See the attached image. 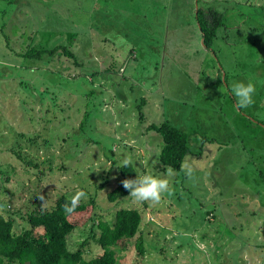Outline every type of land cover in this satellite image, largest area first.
I'll return each instance as SVG.
<instances>
[{
	"label": "rangeland",
	"instance_id": "obj_1",
	"mask_svg": "<svg viewBox=\"0 0 264 264\" xmlns=\"http://www.w3.org/2000/svg\"><path fill=\"white\" fill-rule=\"evenodd\" d=\"M198 9L223 16L209 49ZM27 46L60 48L32 60ZM249 80L238 109L231 85ZM164 122L189 136L191 178L160 168L147 129ZM125 161L171 194L110 202ZM0 172L17 230L61 194L94 201L97 220L68 237L86 260L103 253L95 224L127 208L142 223L118 264H264V0H0Z\"/></svg>",
	"mask_w": 264,
	"mask_h": 264
},
{
	"label": "trees",
	"instance_id": "obj_2",
	"mask_svg": "<svg viewBox=\"0 0 264 264\" xmlns=\"http://www.w3.org/2000/svg\"><path fill=\"white\" fill-rule=\"evenodd\" d=\"M201 15L202 18L200 19ZM197 16L204 36V44L208 49L212 48L218 37L217 32L223 25V16L219 10L213 9H209L207 13L198 9ZM59 48L27 46L20 52L15 51L17 55L25 59L40 60L44 55L53 56ZM64 51L71 58H75L68 48L64 47ZM18 89L16 91L20 92ZM40 93V95L43 94ZM140 114V117H143L142 112ZM147 130L148 132H155L161 137L160 168L166 171L171 167L173 171L181 172V164L192 153L189 136L169 122H164L161 125L152 124ZM119 171V185L109 193L110 202L128 198L130 193L121 182L127 178H135L136 174H139L135 165L130 161H128L127 166L125 164L120 166ZM71 199L68 195L61 194L50 207L29 212L27 223L30 228L25 230L16 229L15 213L8 217L0 213V264H27L28 262L30 264H118L119 251L123 248L122 244L135 238L140 231L142 223L140 211L127 208L120 209L116 212L112 224L104 221L95 224L101 231L95 240L103 253L86 260L84 258L85 248H80L76 252L71 251L68 237L77 228L86 225L89 221L95 222L97 220L96 204L94 201L90 204L80 202L73 213L66 214L64 205L70 204ZM86 245L87 242L82 247ZM136 248L140 255L144 254L142 237L138 239Z\"/></svg>",
	"mask_w": 264,
	"mask_h": 264
},
{
	"label": "clouds",
	"instance_id": "obj_3",
	"mask_svg": "<svg viewBox=\"0 0 264 264\" xmlns=\"http://www.w3.org/2000/svg\"><path fill=\"white\" fill-rule=\"evenodd\" d=\"M256 91L255 84L252 81H238L231 85V93L236 100L238 109H243L251 106L254 103V93ZM127 166L128 161H125ZM181 169L185 171L186 175L191 178L193 169L186 162L181 164ZM168 177L174 175L171 167L167 169ZM123 187L130 193L127 197H131L135 201H148L153 204L159 203L165 194H171L170 181L166 177L154 176L148 173L136 174L135 178H127L122 182ZM86 196L82 190L77 191L72 197L70 204L64 205V212L71 214L75 211L80 200ZM42 199V197H41Z\"/></svg>",
	"mask_w": 264,
	"mask_h": 264
},
{
	"label": "water",
	"instance_id": "obj_4",
	"mask_svg": "<svg viewBox=\"0 0 264 264\" xmlns=\"http://www.w3.org/2000/svg\"><path fill=\"white\" fill-rule=\"evenodd\" d=\"M27 264H30L29 262Z\"/></svg>",
	"mask_w": 264,
	"mask_h": 264
}]
</instances>
